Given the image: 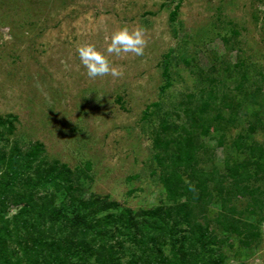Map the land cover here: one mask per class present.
<instances>
[{"label": "rangeland", "instance_id": "rangeland-1", "mask_svg": "<svg viewBox=\"0 0 264 264\" xmlns=\"http://www.w3.org/2000/svg\"><path fill=\"white\" fill-rule=\"evenodd\" d=\"M124 26L144 29V55L110 56L124 76L90 79L77 48L91 43L103 53ZM206 93L215 94L220 115L233 123L201 136L209 153L200 165L224 174L226 163L245 158L234 146L237 138L245 148H264V0H0V118L14 126L3 140L24 150L40 143L47 162L71 171L75 194L91 212L102 208L99 200L132 213L170 203L155 138H168ZM252 185L264 189V175H255ZM50 191L66 206L63 188L48 184L43 192ZM248 199L237 203L240 210L248 211ZM218 209L213 202L207 219ZM249 216L257 232L250 245L211 226L214 260L264 264V197ZM23 252L21 246L12 260ZM122 252L124 263L130 255ZM81 262L96 263L87 253L72 257Z\"/></svg>", "mask_w": 264, "mask_h": 264}, {"label": "trees", "instance_id": "trees-1", "mask_svg": "<svg viewBox=\"0 0 264 264\" xmlns=\"http://www.w3.org/2000/svg\"><path fill=\"white\" fill-rule=\"evenodd\" d=\"M214 100L215 94L206 93L205 99L185 111L184 120L168 138L156 136L155 144L162 148L156 153L157 167L170 203L134 213L114 212L117 205L106 200L98 201L102 208L88 210L75 194L71 171L55 161L47 162L40 143H29L25 150L7 144L3 137L11 135L14 126L0 118V264H74L72 257L79 252L94 257L97 264H220V258L211 257L210 247L217 244L213 224L223 234L252 244L257 232L249 215L262 206L264 197V189H255L252 182L255 175H264L260 161L264 148L257 144L245 148L239 137L234 146L245 152L243 161L226 163L224 174L204 169L200 162L209 151L201 136L233 123L230 118L224 120L221 104L217 105L220 101ZM254 152L258 158L250 161L249 154ZM48 184L57 191L63 188L66 206L56 204L53 191L43 192ZM245 198H250L247 212L237 206ZM215 201L219 209L207 219ZM13 206L16 212L8 219L4 210ZM68 208L76 214L67 213ZM77 221L85 226L74 227ZM21 246L24 257L13 261ZM123 250L130 259L121 263ZM41 256H47L43 262Z\"/></svg>", "mask_w": 264, "mask_h": 264}, {"label": "clouds", "instance_id": "clouds-1", "mask_svg": "<svg viewBox=\"0 0 264 264\" xmlns=\"http://www.w3.org/2000/svg\"><path fill=\"white\" fill-rule=\"evenodd\" d=\"M146 46L147 39L143 28L124 26L111 34L105 52L102 53L94 44L88 43L79 46L77 53L90 79L107 76L122 78L124 76L123 68L111 63L109 57L122 58L129 54L137 57L143 56ZM12 214H15V209L6 218L11 219Z\"/></svg>", "mask_w": 264, "mask_h": 264}]
</instances>
